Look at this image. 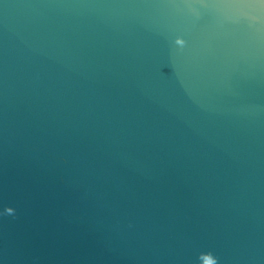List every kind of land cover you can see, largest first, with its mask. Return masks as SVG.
Masks as SVG:
<instances>
[{"label":"water","instance_id":"obj_1","mask_svg":"<svg viewBox=\"0 0 264 264\" xmlns=\"http://www.w3.org/2000/svg\"><path fill=\"white\" fill-rule=\"evenodd\" d=\"M209 252L264 264V0H0V264Z\"/></svg>","mask_w":264,"mask_h":264},{"label":"clouds","instance_id":"obj_2","mask_svg":"<svg viewBox=\"0 0 264 264\" xmlns=\"http://www.w3.org/2000/svg\"><path fill=\"white\" fill-rule=\"evenodd\" d=\"M176 44L179 45L181 48H183L185 46L186 42L184 40H176ZM5 211H6V214H8V215H14L15 214V210L12 208H7ZM199 261H200V264H219L218 258L214 254H212L211 252L202 253L199 256Z\"/></svg>","mask_w":264,"mask_h":264}]
</instances>
